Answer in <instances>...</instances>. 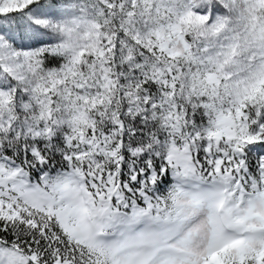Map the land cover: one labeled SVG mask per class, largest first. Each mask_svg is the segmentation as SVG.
I'll return each instance as SVG.
<instances>
[{"label":"snow or ice","instance_id":"obj_1","mask_svg":"<svg viewBox=\"0 0 264 264\" xmlns=\"http://www.w3.org/2000/svg\"><path fill=\"white\" fill-rule=\"evenodd\" d=\"M0 264H264V0H0Z\"/></svg>","mask_w":264,"mask_h":264}]
</instances>
